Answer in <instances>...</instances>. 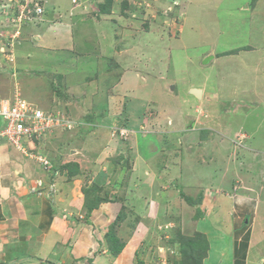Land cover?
Returning a JSON list of instances; mask_svg holds the SVG:
<instances>
[{"label": "rangeland", "instance_id": "obj_1", "mask_svg": "<svg viewBox=\"0 0 264 264\" xmlns=\"http://www.w3.org/2000/svg\"><path fill=\"white\" fill-rule=\"evenodd\" d=\"M15 1L25 3L27 0H0V38L3 36L0 40V50L6 48L0 51V54L5 57V61L8 60L7 66L10 65L6 72L0 69V101L14 104L15 98L11 93L13 87L19 83L20 94L26 102L37 103L45 110L63 114L68 121L73 122L75 129L80 126H94L96 132L109 133L107 137H103L106 139L105 146L97 154L85 153L78 145L73 147L74 153L69 158L70 166L78 167L71 175L76 176V183L79 185L77 188L81 197H85V204L88 206L85 207L86 211L82 210L85 219H89L91 207L97 206V199H105L107 193L111 192L106 190V187L116 182V178L107 180L101 190L102 181L97 179L95 173L98 167L92 159L98 163H106L109 173L111 172L110 178L112 174L118 176L123 161L125 166L129 165L126 158L132 157L136 149L137 159L141 160L137 173L141 176L147 169L154 170L152 161L149 162L144 157H149L145 148L150 146L146 150L148 153L159 150L158 156L153 158L156 159L155 167L158 170L165 167L164 161L160 159L163 157L160 156L161 149L157 141L152 144H135L137 130L143 129L149 134H155L160 130V125L162 131H167L172 128L173 119L184 128H199L194 123L195 118L209 116V112L214 110L226 109L230 113L222 115L224 120L220 124L215 121L219 131H223L225 136L226 133L233 135L239 128L250 131L254 130L256 123L260 121L261 127L257 137L264 142V0H65L68 7L55 16L59 17L61 22L70 18L75 20L73 23L76 22L77 25L73 34H77L75 42L76 45L79 44V49L77 46L74 54L67 59L75 60L74 64L69 63L75 65V70L66 73L58 68L49 71L37 70L38 68L26 64L19 65L21 70L18 69L15 52L26 39L27 25L26 18H22L18 13L19 6L16 7L13 3ZM55 1L43 0L41 3H45L47 9V4L52 5ZM14 34L17 37H13ZM10 41L12 42L7 46ZM233 51L236 54L230 55ZM68 69L71 68L68 66ZM78 69V75L81 73L82 77L86 76V80L80 85L78 93L72 95L71 92L66 96L65 85L61 84L62 79H71ZM99 71L104 75H98ZM14 72L16 76L13 75ZM19 72L24 73L22 77L25 78L22 80L28 83L25 86L20 83ZM194 88L204 90V101L191 94ZM27 89H37V93L34 97L27 93L25 97L22 94L27 92ZM57 89L61 91L59 98L54 97ZM257 91V98L241 102L243 107L240 108L249 118L244 122L240 118H232L233 108L241 104L230 101L229 99H233L230 97L233 94L241 95L243 92L249 93L242 96L250 97L256 95ZM54 98H57L56 104ZM225 98L228 99L223 103ZM18 100L20 99H16L15 103H18ZM153 101L159 105H152L150 102ZM162 111L171 117L168 116L166 122L160 121L158 124L157 117H164ZM107 112L109 113L106 115ZM131 112L136 114V119L128 116ZM92 122H95L94 125H89ZM49 132L43 133V136ZM214 135L219 137L215 133ZM72 138L74 139V136L70 140ZM219 143L220 147L223 146L221 141ZM142 148L145 149L144 156ZM226 149L230 150V145L221 152L225 156L228 155L224 152ZM124 152L128 154L127 157L125 154L121 156ZM187 152L188 150L183 160H186L188 168L186 170L181 165L183 177L179 183L180 191L174 192H177L175 197L185 202H177L176 206L173 204L171 207L176 210L175 216L181 214L189 218L195 213L200 217L205 207H198L201 203L198 204L196 197L192 195L204 188L195 189L194 185L202 182L206 184L210 172L201 165L197 166L199 154ZM204 156V160H209L208 154ZM119 175H123L120 178L122 184L125 173ZM185 203H188L189 207H185ZM134 208L137 209L135 213L132 212V207H122L114 225H110L109 229L102 228L101 231L97 227L87 225V231L92 237L99 235L105 239L104 249L108 246L107 235L119 234L123 230L121 226H126V230L131 232L130 238H134L141 223L154 224V220L146 219V213L139 212L143 207L140 210ZM127 211L131 215H128ZM170 215L164 212L160 217L170 222ZM114 216L115 214L112 218ZM84 218L78 216L77 219L85 220ZM158 219L160 218H156V221ZM175 224L174 229L170 230L166 224L156 223L152 230L142 224L140 231H144L145 236L141 241L142 250L138 263L170 264L171 261L167 263V255L172 248L163 250V247L168 242L173 241L171 246H174L176 240H182V236L178 234L181 228L178 227L176 218ZM176 255H179V251Z\"/></svg>", "mask_w": 264, "mask_h": 264}, {"label": "crops", "instance_id": "obj_2", "mask_svg": "<svg viewBox=\"0 0 264 264\" xmlns=\"http://www.w3.org/2000/svg\"><path fill=\"white\" fill-rule=\"evenodd\" d=\"M64 1L56 0L52 5L48 3L44 20L27 26L26 39L15 52L19 70L24 64L45 71L58 68L66 73L75 70L73 65L75 60L67 59L74 54L73 51L77 50V46L79 49V44L76 45L75 42L77 34H73L77 23H73L75 20L71 18L61 22L59 17L55 16L68 7ZM70 3L71 1L69 5ZM3 50L4 48L0 51ZM4 59L1 53L0 69L6 72L10 69V65L7 66L8 60ZM70 62L73 64H69ZM68 66L71 69H68ZM79 71L80 69L71 79L66 78L65 81L62 79L61 84L65 85L66 96L71 92L72 95L78 93L86 80V76L82 77L81 73L78 75ZM20 72V83L25 86L28 83L22 80L25 77H22L24 73ZM40 75L44 76L43 73ZM98 75L104 74H100L99 71ZM36 91L37 89H27L22 95L28 93L29 96L34 97ZM202 91L200 100L204 101L205 92ZM17 92H20L19 83L13 87L11 94ZM257 92L250 97L242 96L249 92H243L241 95L233 94L230 97L233 99L229 100L241 104L243 100L257 98L259 91ZM54 97H57L55 93ZM227 99H223V103ZM54 102L57 103V98H54ZM153 102L150 103L159 105ZM240 107H243L242 104L233 108L232 118L237 117L244 122L249 116L243 113ZM163 112L162 116L165 118L157 117L158 124L161 123L160 121L166 122L165 119L170 116ZM131 113L133 115L128 113V116L135 118L136 114ZM136 113L142 114V112ZM209 113V116L202 115L194 119V123L199 128H184L172 118L175 124L171 122L170 130L162 131V127L158 125L160 130L155 134H149L143 129L135 131L136 145H142L143 142L152 144L154 141L159 143L160 156L163 157L160 159L165 165L161 170L155 167L156 159H153L158 156L159 150L148 153L146 150L150 146L145 148L146 150L142 148V155L144 156L145 150L149 157H144L149 162L152 161L154 170H148L147 168L150 167H147V170L144 173L140 171L142 174L138 176L137 170L141 160L137 159L135 149L136 153L126 158L129 160V165L125 166L123 161V167L120 168L119 174L125 173L122 184L120 178L123 175L112 174L109 178L111 172L109 173L106 163H98L92 159L98 167L95 173L97 179L102 181L101 190L107 180L116 178V182L106 187V190H111L107 193V197L97 199L99 201L97 206L91 207L88 220L82 213V210L86 211L85 207H88L85 204V197L80 195L76 176L71 175L78 167L72 168L69 158L74 153L73 147L78 145L85 153L97 154L105 146L106 139L104 140L103 137H107L109 133L96 132L94 126L79 127L71 131L54 129L38 140L32 142L25 140L23 142L25 151L15 147L9 140L0 138V264H137L142 250L141 241L145 236L144 231H140L142 224L150 230L156 226V223L166 224L167 229L170 230V228L174 229L175 218L178 227L181 228L180 236L187 238V242L196 239L195 233L202 234V239L207 242L206 248L199 241L194 246H186L196 255L197 260L193 264H264V146H262L264 142L257 137L261 122L256 123L254 130L246 131L245 128H239L233 135L226 133L225 136L223 131H219L217 123L220 124L224 120L223 114L230 112L222 109ZM93 123L95 122L89 125ZM3 124L0 120V127ZM73 136L74 139L70 140ZM219 141L223 146L220 147ZM229 145L230 150L224 151L228 154L225 156L221 152ZM186 150L199 154L200 160L196 161L199 162L197 166L201 165L210 172L206 184L202 182L194 185L195 189L200 187L204 189L195 195L191 194L196 197L198 204L201 203L198 207H205L200 217L194 213L191 214L193 216L185 218L186 216L181 215L180 212V215L175 216L176 210L171 207L177 202V204L185 202L175 197L177 192H174L180 191L179 183L183 177L181 165L185 169L188 168L186 160H183ZM124 154L128 156L125 152L121 156ZM205 154L209 155V160H204ZM39 155L49 165L45 166ZM144 160L143 158V162ZM122 207H132L134 213L137 212L134 207L139 210L143 207L142 211H138L146 213V219L154 220V224L139 222L141 223L137 227L139 231L133 236L134 238H130L131 232L126 230V226H121L123 230L113 237L123 247L114 254L107 239L108 246L104 249L105 239L103 240L99 235L92 237L87 231V225L97 227L101 231L102 228L109 229L110 225H114ZM185 207H189V204L185 203ZM164 212L171 214V223L160 217ZM127 213L130 214L129 211ZM113 214L115 216L112 218ZM78 216L85 220H78ZM167 217L169 219V215ZM156 218L160 219L156 221ZM171 243L168 242L163 247V250L172 248L168 252L167 263L179 248V244H175L174 247Z\"/></svg>", "mask_w": 264, "mask_h": 264}, {"label": "built area", "instance_id": "obj_3", "mask_svg": "<svg viewBox=\"0 0 264 264\" xmlns=\"http://www.w3.org/2000/svg\"><path fill=\"white\" fill-rule=\"evenodd\" d=\"M42 11L40 0H27L21 5L22 18L27 20H32L34 13L39 15ZM14 98V104L9 101H0V119L4 123L0 128V138L8 139L19 149H22L21 143L24 139L39 137L54 127L62 125L70 127L69 121L33 108L20 95H15ZM16 99H20L18 103H15ZM39 159L48 165L42 157Z\"/></svg>", "mask_w": 264, "mask_h": 264}, {"label": "trees", "instance_id": "obj_4", "mask_svg": "<svg viewBox=\"0 0 264 264\" xmlns=\"http://www.w3.org/2000/svg\"><path fill=\"white\" fill-rule=\"evenodd\" d=\"M178 234L180 235V233H178ZM202 236L203 235L200 233H195L194 237L196 239H194V240H191V241L188 240V242H187V238H184V237H181L182 240H176L177 243H175V244H179V248H177L179 251V255L171 256L169 258V259H171L172 264H193L197 260L196 255L194 252H192L191 250L186 248V246H188V245L194 246L199 241L206 248L207 242L205 239H202ZM107 241L109 243V246L111 247V251L114 254H116L117 252L122 250L123 245H120V243L115 240L113 235L108 234L107 235ZM200 243H199V245H200ZM171 244H173V241ZM175 244H174V247H175Z\"/></svg>", "mask_w": 264, "mask_h": 264}, {"label": "clouds", "instance_id": "obj_5", "mask_svg": "<svg viewBox=\"0 0 264 264\" xmlns=\"http://www.w3.org/2000/svg\"><path fill=\"white\" fill-rule=\"evenodd\" d=\"M43 2V0H40V2ZM13 3H15L16 5V7L17 6H19V7H17L18 8V13H19V15L21 14V5H23L24 4V2L23 1H15V2H13ZM45 3H41V6H42V9H43V11H42V13L41 14H36V13H34V17H33V19L32 20H27L26 19V25L27 26H29L30 24H32V23H40V22H42L43 20H44V17H45V15H46V6L44 5ZM15 13L17 14V11H15ZM2 35V34H1ZM13 37H17V36H15V34L13 35ZM1 39H3V36L0 38V40ZM12 41H10V42H8L6 45L8 46V44H10ZM5 49V48H4ZM243 50V49H242ZM239 53V52H238ZM233 54H236L234 51L230 54V55H233ZM229 56V55H228ZM14 76H16V73L14 72V74H13ZM61 91L60 90H55V94H56V96L59 98L60 96H61V93H60ZM15 95H20L21 96V94H20V92H17V93H15V94H13V97L15 96ZM22 97V96H21ZM196 97V96H195ZM22 99H24L23 97H22ZM25 100V99H24ZM33 108H36V109H39V110H41L42 112H44L45 114H52V115H54V116H56V117H58L59 119H63V120H65V121H68V118H66V117H64V115L63 114H61V113H53V112H50V110H45L44 108H42V107H40L38 104H36V103H33V102H28ZM1 120V119H0ZM2 121V120H1ZM69 125H70V127L69 126H67V125H62V126H58V127H54V128H51V129H49V130H47V131H53L54 129H62V130H67V131H71V130H74L75 129V126L73 125V122L72 121H69ZM80 127H82V126H80ZM0 128H2V125H1V127ZM47 131H45V132H47ZM44 132V133H45ZM47 134V133H46ZM46 134H44V135H46ZM40 138H42L43 137V134L42 135H40L39 136ZM39 137H34V138H31V139H24L23 141H22V143H21V145H22V149L25 151V148H24V146H23V142L25 141V140H29V141H35L37 138L38 139H40ZM3 139V138H2ZM37 139V140H38ZM8 140V139H7ZM9 142H11V141H9ZM12 143V142H11ZM13 144V143H12ZM14 145V144H13ZM15 146V145H14ZM15 147H17V146H15ZM18 148V147H17ZM22 149H20V150H22ZM45 165V164H44ZM48 165H49V163H48ZM46 166V165H45Z\"/></svg>", "mask_w": 264, "mask_h": 264}, {"label": "water", "instance_id": "obj_6", "mask_svg": "<svg viewBox=\"0 0 264 264\" xmlns=\"http://www.w3.org/2000/svg\"><path fill=\"white\" fill-rule=\"evenodd\" d=\"M172 90H174V87L172 88ZM191 94H193L197 98L201 99L202 98L203 91L201 89L194 88V89L191 90Z\"/></svg>", "mask_w": 264, "mask_h": 264}]
</instances>
